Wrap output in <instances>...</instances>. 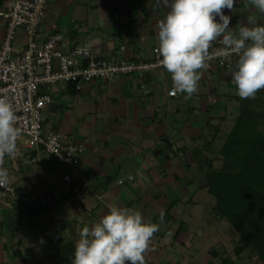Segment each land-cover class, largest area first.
Listing matches in <instances>:
<instances>
[{
  "label": "crops",
  "instance_id": "1",
  "mask_svg": "<svg viewBox=\"0 0 264 264\" xmlns=\"http://www.w3.org/2000/svg\"><path fill=\"white\" fill-rule=\"evenodd\" d=\"M13 2L0 0V10L9 9ZM166 12L156 8L155 0H58L39 26L36 40L61 31L67 48L88 44L100 57L149 62L158 48V23ZM225 14L231 17L229 27L235 28L238 21L246 22L249 12L237 0L235 13L225 9ZM255 14L264 25V14ZM4 36L5 21L0 18V45ZM28 40L20 29L16 52ZM198 84L190 99L186 94L169 98L171 75L160 68L144 80L134 76L96 80L83 84L80 91L63 85L49 88L53 100L45 111L50 118L55 115L51 131L61 132L85 151L76 168L58 163L42 150L32 167L7 161L15 195L4 194L0 199V264H71L63 260L64 250L70 246L74 251L80 230L99 222L110 206L138 210L145 222L172 207L170 222L160 229L161 239L153 237L146 264H196L186 250L194 247L195 237L182 231L174 238L184 223L176 225L183 211L180 196L168 206L165 196L206 188L205 174L192 151L197 145L223 142L240 106L229 72L216 63L201 73ZM43 117L46 130L50 119L44 112ZM217 121L226 128L215 130ZM207 130L210 139H204ZM66 175L72 177L70 183ZM16 209L25 216L10 223ZM223 225L229 231L225 221L220 229ZM204 234L210 238L209 232ZM177 255L180 263H176Z\"/></svg>",
  "mask_w": 264,
  "mask_h": 264
},
{
  "label": "clouds",
  "instance_id": "2",
  "mask_svg": "<svg viewBox=\"0 0 264 264\" xmlns=\"http://www.w3.org/2000/svg\"><path fill=\"white\" fill-rule=\"evenodd\" d=\"M242 3L249 12L246 22L230 28L225 9L235 13L237 0H155L156 8L167 9L157 26V52L171 75L173 95L190 99L198 91L201 73L215 60L227 65L241 99H255L264 90V25L255 14H264V0ZM17 121L12 103L0 96V187L10 183L5 158L14 159L18 152ZM158 231L159 224L145 222L140 211L110 206L99 222L80 230L71 264H146Z\"/></svg>",
  "mask_w": 264,
  "mask_h": 264
},
{
  "label": "built area",
  "instance_id": "3",
  "mask_svg": "<svg viewBox=\"0 0 264 264\" xmlns=\"http://www.w3.org/2000/svg\"><path fill=\"white\" fill-rule=\"evenodd\" d=\"M57 2L14 0L9 9L0 10V18L5 21V36L0 45V96L12 103L18 116L17 126L21 129L17 155L14 159L5 158V168L7 161L30 167L37 165L38 150L53 156L64 166L76 168L79 165L85 148L69 141L60 132H47L44 128L43 112L53 100L47 92L49 88L74 85L76 91H80L83 84L96 80L107 82L130 76L144 80L148 73L163 68L157 48L153 50L151 61L134 62L100 57L88 44L67 48L66 35L61 31L37 41L39 26L50 6ZM20 29H24L29 40L21 52H16L14 43ZM214 63L228 71L227 65L219 60L210 61L208 68ZM166 95L169 98L179 96L172 94V80ZM129 179L132 181L134 177ZM65 180L70 183L72 177L66 175ZM119 184L124 181L120 180ZM4 194L15 195V189L9 184L0 187V199Z\"/></svg>",
  "mask_w": 264,
  "mask_h": 264
},
{
  "label": "trees",
  "instance_id": "4",
  "mask_svg": "<svg viewBox=\"0 0 264 264\" xmlns=\"http://www.w3.org/2000/svg\"><path fill=\"white\" fill-rule=\"evenodd\" d=\"M69 87L76 91L74 85ZM238 101L239 115L222 137V145L213 150L210 149L213 142H209L192 151V155L205 174L206 189L216 199L214 214L236 233L232 252L213 248L210 262L245 264L242 255L249 249L254 256H249L247 263L264 264V93L255 99L238 97ZM171 208L149 223L160 227L162 222L172 218ZM182 231L179 228L174 238L177 239ZM155 236L162 237L159 232ZM64 251L63 260L71 262L74 258L72 247Z\"/></svg>",
  "mask_w": 264,
  "mask_h": 264
},
{
  "label": "rangeland",
  "instance_id": "5",
  "mask_svg": "<svg viewBox=\"0 0 264 264\" xmlns=\"http://www.w3.org/2000/svg\"><path fill=\"white\" fill-rule=\"evenodd\" d=\"M258 18H259V14H258ZM50 93L53 94L51 90ZM53 95L54 98L57 97L55 94ZM45 110H44V116L50 119L48 123L45 124V127H46V131L50 132L51 129L53 128V124H54L53 117H55V115L51 114V118H50L48 117L46 113L47 111ZM216 124L218 125V127L216 126L215 130L220 129V127L222 129L226 128V125H221L220 121L219 122L217 121ZM205 135L206 136L204 139L206 138L210 139L209 130L206 131ZM221 145L222 142L219 140L217 143L215 142V144L210 149L213 150L218 149L219 146ZM201 147L202 146L197 145L195 149L194 148L193 149L196 150L198 148L200 149ZM207 153L209 154L210 152L207 151ZM180 187L181 186H179V188ZM179 196L180 198L178 199V202L180 204H183V211H182V218L179 217L176 225L180 226L179 223L182 224V222L184 221L183 223L184 233H187V235H191L195 237L194 241L193 242L191 241V245H193L194 247L189 246V248H187L186 250L189 251L187 252V254L189 255L192 252L191 254L194 256L197 262L196 264H215L216 263L215 261L208 262L212 260L211 250H213V248H217L220 251L229 250L232 252L234 248V244L232 243V241L235 240L236 233H234L231 230L228 231V229L224 225L220 229V223L222 221L219 218H217L216 214H214L213 212V208L216 204V199L208 192V189L199 188L196 192L193 193H186L184 192V190H181L180 192L176 193V196L172 195L171 192H168L167 196H165V199L167 200L166 201L167 206L170 205V203L175 200V197L178 198ZM170 220L171 219H168L169 222ZM168 221L166 220L161 223L158 231L159 234L162 232L160 229L166 226L168 224ZM175 221L173 220L172 223H176ZM204 232H209L210 238H208L204 234ZM181 252L185 253V249L181 248ZM249 256L253 257L254 255L248 249V251L242 256L243 263L248 264L247 261L249 260ZM175 258H177L176 263H180L181 259L179 258V256L177 255ZM234 259L236 258L234 257ZM186 262L187 263H180V264H190L188 263V261ZM249 264L252 263L250 262Z\"/></svg>",
  "mask_w": 264,
  "mask_h": 264
},
{
  "label": "water",
  "instance_id": "6",
  "mask_svg": "<svg viewBox=\"0 0 264 264\" xmlns=\"http://www.w3.org/2000/svg\"><path fill=\"white\" fill-rule=\"evenodd\" d=\"M25 214L22 211V209H16L13 213L10 215V223H17L20 220H23Z\"/></svg>",
  "mask_w": 264,
  "mask_h": 264
}]
</instances>
